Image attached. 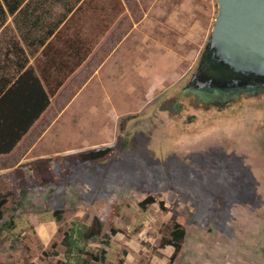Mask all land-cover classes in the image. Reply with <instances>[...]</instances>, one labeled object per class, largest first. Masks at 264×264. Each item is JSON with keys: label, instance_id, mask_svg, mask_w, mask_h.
<instances>
[{"label": "rangeland", "instance_id": "374dc122", "mask_svg": "<svg viewBox=\"0 0 264 264\" xmlns=\"http://www.w3.org/2000/svg\"><path fill=\"white\" fill-rule=\"evenodd\" d=\"M69 2L76 10L90 0ZM121 2L119 12L97 0V14L80 17L91 55L44 120L0 156V196L9 200L0 264L94 263L103 249L99 264H264V97L223 111L176 107L210 37L215 0ZM14 43L33 67L42 49L28 48L9 16L0 65ZM106 148L116 155L99 164L51 163L58 183H32L18 196L17 169L32 178L34 161ZM179 218L186 236L175 252L168 241Z\"/></svg>", "mask_w": 264, "mask_h": 264}, {"label": "trees", "instance_id": "16d2710c", "mask_svg": "<svg viewBox=\"0 0 264 264\" xmlns=\"http://www.w3.org/2000/svg\"><path fill=\"white\" fill-rule=\"evenodd\" d=\"M105 1L115 11L122 10L121 0ZM96 2L97 0L82 2L83 6L74 10V5H71L69 0H0V29L11 16L24 44L30 49H42L33 67H28L27 54L18 43H14L4 54L3 64L0 65V156L12 153L34 125L44 120L51 99L91 55L93 39L79 26V19L85 16L87 18L88 12L97 14ZM58 6L65 9V14L54 21V8ZM263 97L264 84H255L232 90L185 88L175 100L178 99L176 107L181 111L187 109L223 111L227 107L249 100L258 101ZM116 152L113 148H106L80 153L71 158L56 156L34 161L30 164L32 178L21 169L15 171L16 192L22 197L32 183L40 186L58 183L61 177L53 170L51 165L53 162L59 163L64 170L69 160H75V165L86 163L95 165L112 159ZM8 201L6 196H0V225L4 220ZM185 223V218H179L172 228V240H169L168 244L175 252L180 251L185 240ZM9 227L12 229L14 225L9 224ZM101 230V224L95 221L92 226V237L94 239L100 237ZM1 231L0 228V233ZM105 237L104 244L109 246L111 236ZM64 244L66 247L70 246V235L67 232L64 234ZM106 256L107 251L103 249L101 260L95 257L92 261L95 264H99L97 261L103 263ZM94 263L89 259L84 262Z\"/></svg>", "mask_w": 264, "mask_h": 264}, {"label": "water", "instance_id": "95a60500", "mask_svg": "<svg viewBox=\"0 0 264 264\" xmlns=\"http://www.w3.org/2000/svg\"><path fill=\"white\" fill-rule=\"evenodd\" d=\"M217 16L186 88L232 90L264 84V0H215Z\"/></svg>", "mask_w": 264, "mask_h": 264}]
</instances>
